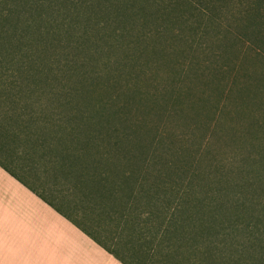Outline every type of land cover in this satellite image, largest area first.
<instances>
[{"label": "trees", "instance_id": "16d2710c", "mask_svg": "<svg viewBox=\"0 0 264 264\" xmlns=\"http://www.w3.org/2000/svg\"><path fill=\"white\" fill-rule=\"evenodd\" d=\"M223 80L195 144L179 84ZM262 136L264 0H0V138L153 264H264Z\"/></svg>", "mask_w": 264, "mask_h": 264}, {"label": "crops", "instance_id": "0c3cea01", "mask_svg": "<svg viewBox=\"0 0 264 264\" xmlns=\"http://www.w3.org/2000/svg\"><path fill=\"white\" fill-rule=\"evenodd\" d=\"M28 147L0 138V264H153L122 244V222L83 212Z\"/></svg>", "mask_w": 264, "mask_h": 264}, {"label": "rangeland", "instance_id": "374dc122", "mask_svg": "<svg viewBox=\"0 0 264 264\" xmlns=\"http://www.w3.org/2000/svg\"><path fill=\"white\" fill-rule=\"evenodd\" d=\"M238 64V61H236ZM252 64V62H251ZM232 69V68H230ZM167 73H162V75H166ZM259 76H255L254 78H251V81L255 83V78L258 79ZM198 82V81H197ZM195 82V83H197ZM202 82V81H200ZM200 82H198L196 85H190L187 91V84H179L182 88L181 90L186 92L187 94L183 96L182 101L183 105L186 103V106H188V109L185 110L184 115L182 118L180 117V129H178V133L185 132L186 128L193 126L195 123H200V130L193 136L191 135L190 140H194L195 144L198 142H201L203 139V136H207L212 128L213 120L220 117H218V108L222 107V104H224V100L226 99L227 93H221L225 89L226 83H228V80L220 81L218 85V91L211 86L209 88H206V86H203ZM236 90H234L229 95V99H227V104L231 105L233 104L234 96H235ZM226 101V100H225ZM229 110V108H227ZM133 118L135 116H138V114H130ZM260 118V116L258 117ZM141 119V118H139ZM132 120V119H131ZM133 121V120H132ZM155 124L157 123V119L154 116H152L150 119L146 121L147 126H151L149 123ZM156 121V122H155ZM165 122V121H163ZM164 124H168V120ZM202 138V139H201ZM264 138V136H262ZM257 150L254 152L256 153ZM255 214V215H254ZM253 219L252 223H255L256 221L254 218L256 217V213H253Z\"/></svg>", "mask_w": 264, "mask_h": 264}]
</instances>
